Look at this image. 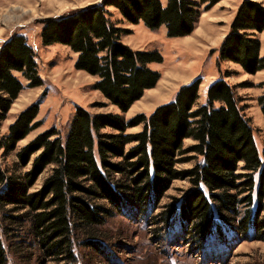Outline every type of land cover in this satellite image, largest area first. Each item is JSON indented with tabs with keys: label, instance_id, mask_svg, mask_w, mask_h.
Segmentation results:
<instances>
[{
	"label": "trees",
	"instance_id": "16d2710c",
	"mask_svg": "<svg viewBox=\"0 0 264 264\" xmlns=\"http://www.w3.org/2000/svg\"><path fill=\"white\" fill-rule=\"evenodd\" d=\"M219 1L101 0L45 21L41 40L45 46L60 44L75 53L74 68L97 78L93 88L126 113L159 82L160 74L150 65L162 63V56L125 45L122 37L128 31L120 27L122 21L113 20L110 9L131 24L142 23L152 31L165 27L168 38H180L194 30L201 5ZM262 32L264 6L243 0L217 51L218 63H233L250 75L264 70L258 38ZM199 84L197 79L183 85L172 101L148 117L138 114L129 121L76 106L63 138L49 129L20 148L11 165L0 163V264H8L2 236L12 238L14 253L28 249L56 264H75L76 244L99 251L101 229L109 219L122 214L147 217L178 179L189 180L191 187L177 205H167L156 216L158 231H174L198 245L213 238L226 244L238 234L264 241V165L250 120L223 78L208 87L202 105H197ZM41 85L27 40L9 38L0 48V128L25 87ZM43 98L21 111L0 134L3 160L42 125L37 115ZM258 102L264 117V92ZM139 125L140 132L127 133ZM186 140L193 144L184 148ZM186 154L196 162L177 171V157ZM47 170L41 187L31 192ZM241 205L246 207L243 213Z\"/></svg>",
	"mask_w": 264,
	"mask_h": 264
},
{
	"label": "rangeland",
	"instance_id": "374dc122",
	"mask_svg": "<svg viewBox=\"0 0 264 264\" xmlns=\"http://www.w3.org/2000/svg\"><path fill=\"white\" fill-rule=\"evenodd\" d=\"M242 1L221 0L211 7L207 3L201 5L194 30L190 35L180 38H168L165 27L152 31L142 23L131 24L123 20L117 11L110 9L113 20L122 21L120 27L128 31L122 37L125 45L135 51H158L162 56V63L150 65L151 69L160 74L157 85L145 91L140 100L126 113H122L93 88L97 78L74 68L77 58L75 53L60 44L45 46L41 40L45 21L100 3L101 0H0V48L9 38L23 36L35 53L38 75L42 81L41 86L25 87L19 94L7 119L1 124L0 134L7 132V127L21 111L44 97L37 115L42 125L20 141L7 159L3 160L0 152V163L11 165L20 148L49 129H55L63 138L74 117L76 106L91 114H118L129 121L138 114L148 117L157 107L172 101L180 87L197 79L200 81L197 105H202L206 102L208 87L223 78L233 88L240 101L239 107L243 108V114L250 120L256 148L264 165V117L258 102L264 92V70L250 75L233 63H218L217 51L228 35L230 24ZM252 1L264 6V0ZM258 38L260 55L264 57V32ZM141 128V125L133 127L127 133H138ZM103 132L112 131L105 129ZM192 144V140H186L184 148ZM192 157V154L178 156L175 169H190L196 162ZM48 173L47 170L39 176L31 192L41 187ZM255 181L256 191L258 174L255 175ZM190 187L189 180H174L147 217L136 214L128 217L122 214L109 219L101 229L104 238L100 242L101 251L76 244L75 264H264V241L256 240V236L250 234H238L237 240L229 239L226 244L213 238L208 244L198 245L191 238L176 236L174 231L157 230L159 225L155 223L156 216L167 205H177ZM253 197L252 209L256 203L255 192ZM245 209L241 205L240 213ZM260 217L264 219V211ZM11 239L2 236L8 264H56L49 258L44 259L35 250L32 252L26 249L14 253L9 246L14 244Z\"/></svg>",
	"mask_w": 264,
	"mask_h": 264
}]
</instances>
